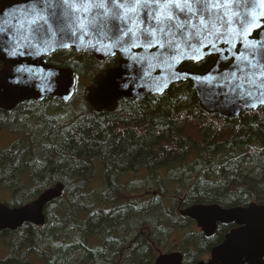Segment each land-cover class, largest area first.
Here are the masks:
<instances>
[{"label": "trees", "instance_id": "1", "mask_svg": "<svg viewBox=\"0 0 264 264\" xmlns=\"http://www.w3.org/2000/svg\"><path fill=\"white\" fill-rule=\"evenodd\" d=\"M45 60L75 73V92L67 103L0 111V131L15 137L0 153V195L9 196L0 203L20 208L59 184L63 190L44 206L42 226L0 232V264H154L175 230L183 264H194L207 241L179 211L264 206V107L238 119L207 116L182 83L96 113L83 83L102 64L74 50ZM30 113L32 124L19 127Z\"/></svg>", "mask_w": 264, "mask_h": 264}, {"label": "water", "instance_id": "2", "mask_svg": "<svg viewBox=\"0 0 264 264\" xmlns=\"http://www.w3.org/2000/svg\"><path fill=\"white\" fill-rule=\"evenodd\" d=\"M49 4L51 6H49ZM62 0H0V110L10 113L23 102H41L47 98L68 102L75 87V75L70 69L59 68L47 64L45 57L58 50L73 49L78 53L89 54L98 62L106 61L115 55L120 60L117 67L98 75L94 85L84 92L88 107L99 113H112L121 100L162 95L172 84L189 83L195 91L197 104L206 115H217L224 119L237 118L245 111H254L239 98L237 91L226 80L233 71V65L239 60L255 59L264 62V19H259L244 35L243 43L218 47L225 49L218 53L212 49L199 52L200 60L184 59L175 70L183 73L178 78L169 80L172 69L162 62L167 57L175 65L171 56L176 52L162 53L152 49L151 54L143 49L131 48L128 51L120 47H112L116 43L115 26L110 23L108 36L102 37L103 44L97 37L89 34L84 37L85 44L90 39L93 47H83L78 35H72L69 23L62 19L64 11ZM234 10L249 21L253 15L264 16V5L248 7L233 6ZM43 15L48 23L32 24L33 19ZM75 14H73L74 16ZM118 23V22H117ZM64 31H60V27ZM122 26V25H121ZM239 27L238 21L234 25ZM211 39V37H209ZM62 44L69 45L62 47ZM49 45L55 50H48ZM235 49L239 51L234 58ZM185 51L191 52L190 49ZM211 51V55H204ZM21 53V54H14ZM243 56H240V54ZM215 57L214 64L203 74L193 73L179 67L188 61L199 62L206 57ZM228 57V58H225ZM222 64L228 66L221 69ZM196 77H207L197 80ZM63 190L57 185L40 195L35 201L20 207L8 208L0 204V232L15 231L24 224L42 226L45 222L43 208L51 201L59 198ZM181 216L196 222L205 236H211L217 221L225 224L234 223L239 228L231 231L225 241L210 252V259L196 264H264V206L250 204L245 208L223 210L218 206L195 205L181 211ZM154 264H182L180 253L159 255Z\"/></svg>", "mask_w": 264, "mask_h": 264}, {"label": "snow or ice", "instance_id": "3", "mask_svg": "<svg viewBox=\"0 0 264 264\" xmlns=\"http://www.w3.org/2000/svg\"><path fill=\"white\" fill-rule=\"evenodd\" d=\"M257 3L264 5V0H62L65 6L62 19L69 23L72 35L79 34L80 43L85 48L96 47L90 39L85 44L84 37L89 34L97 37L100 44L104 43L102 37L111 39L108 36L111 23L118 33L112 47L118 45L125 51L143 49L150 54L152 49L178 53L171 56L175 65L167 57L162 59L172 69L169 75V80H172L184 75L175 70L182 60H200L203 57L199 52L205 49L222 53L225 49L218 47V43L229 48L243 43L244 35L258 26L259 19H264V16L258 18L253 15L249 21L233 6L251 5L255 12ZM237 21L238 28L234 26ZM40 22L47 24L48 19L39 15L31 21L32 24ZM64 30L61 26L60 31ZM48 50L55 49L49 45ZM238 51L235 49L233 56L239 60L236 56ZM211 54V51H204V55ZM255 55L253 53L252 59L239 60L233 65L229 77H225L231 80V86L245 105L252 108L264 105V62L256 60ZM196 79L206 80L207 77Z\"/></svg>", "mask_w": 264, "mask_h": 264}, {"label": "flooded vegetation", "instance_id": "4", "mask_svg": "<svg viewBox=\"0 0 264 264\" xmlns=\"http://www.w3.org/2000/svg\"><path fill=\"white\" fill-rule=\"evenodd\" d=\"M114 58V57H113ZM112 59V58H111ZM206 59H209V60H207L206 62H205V60ZM119 60H120V57L119 56H117V60H113V64H108V61L109 60H107V61H104V62H98V63H100V64H102V67H98V72L99 73H97L95 76H97V75H103V74H105V72L107 71V70H109V69H113V68H115V67H117L118 66V64H119ZM215 60H216V58L215 57H212V56H210V57H206V58H204L203 60H201V61H199V62H185V63H183L180 67H179V69L180 70H183V69H186V70H188V71H190V72H193V73H198V74H203V73H205L213 64H214V62H215ZM228 65L227 64H222L221 65V69H223V68H225V67H227ZM95 78V77H94ZM94 84V79L92 80V81H90L89 83H88V86H87V88L88 87H90V86H92ZM260 108H262V107H260ZM260 108H257V110L258 109H260ZM256 110V111H257ZM247 112H254V111H247ZM99 113H106V112H104V111H102V112H99ZM242 114V113H241ZM240 114V115H241ZM239 115V116H240ZM211 116H215V117H218L219 118V116H217V115H215V114H213V115H211ZM239 117H237V118H231V119H238ZM222 119V118H221ZM226 120H228V119H226ZM214 205H217V204H214ZM217 206H219L221 209H223V210H226L227 208H224V207H222V206H220V205H217ZM241 208H243V207H241ZM230 209H232V208H230ZM216 226H215V230H214V233L211 235V236H209V237H206L205 235H203V234H201L202 235V240L203 241H207L206 242V245H207V247H208V251H206V252H204L205 254H204V257H205V261L206 260H208L209 258H210V252H211V250L213 249V248H215V247H217V246H219V245H221L222 243H223V241L225 240V238H226V236L233 230V229H237L238 227L236 226V224H231V223H229V224H225V223H221V222H219V221H217L216 222V224H215ZM200 232V231H199ZM207 257V258H206Z\"/></svg>", "mask_w": 264, "mask_h": 264}, {"label": "rangeland", "instance_id": "5", "mask_svg": "<svg viewBox=\"0 0 264 264\" xmlns=\"http://www.w3.org/2000/svg\"><path fill=\"white\" fill-rule=\"evenodd\" d=\"M89 82L90 81L85 80L84 83H83L84 84V87L88 86V83ZM29 116H32V114L30 113V114H28V116L24 115V119L22 121H20L19 127H21V128L24 127V124H25L26 121H28ZM29 122L31 124L33 122V120H32L31 117H30V120L28 121V123ZM14 140H15V137L13 135L9 134L5 130H1L0 131V153H1V151L5 150L8 146H10V144ZM98 185H99V183L96 180H94L93 183H92V185H91V189H94V188L98 187ZM136 187L139 188L140 186L137 185ZM134 196L135 197L141 196V192L140 191L137 192ZM6 200H9V196L6 195V193H4V192H3V194L1 193V195H0V201H6ZM190 230L199 231V229L194 224L190 227ZM181 231L178 232L177 230H175L174 232L171 233L170 238L168 239V242L165 244V251H168V252H174V251H176V252H178V246L179 245H177V244L180 243V240H181V238L183 236L182 233H181ZM165 251L163 250V253ZM204 259H205V257L203 256L198 261H200V260L205 261Z\"/></svg>", "mask_w": 264, "mask_h": 264}]
</instances>
